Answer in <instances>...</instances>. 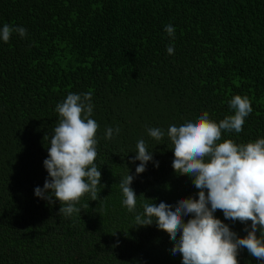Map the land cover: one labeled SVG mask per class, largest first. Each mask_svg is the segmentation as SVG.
Masks as SVG:
<instances>
[{
  "label": "trees",
  "instance_id": "obj_1",
  "mask_svg": "<svg viewBox=\"0 0 264 264\" xmlns=\"http://www.w3.org/2000/svg\"><path fill=\"white\" fill-rule=\"evenodd\" d=\"M5 24L27 31L0 40V264H182L169 235L155 222L135 226V216L145 199L175 206L197 198L191 178L172 168L170 125L205 111L218 123L240 95L253 111L220 142L264 138V0H0ZM88 92L103 186L97 200L85 194L80 213L65 216L34 189L49 178L44 137L59 122L56 105ZM109 127L120 132L106 139ZM149 128L165 135L157 141ZM141 139L153 159L136 174L140 161H130ZM128 172L132 212L119 187ZM214 215L239 237L251 225ZM237 259L264 264L246 248Z\"/></svg>",
  "mask_w": 264,
  "mask_h": 264
},
{
  "label": "clouds",
  "instance_id": "obj_2",
  "mask_svg": "<svg viewBox=\"0 0 264 264\" xmlns=\"http://www.w3.org/2000/svg\"><path fill=\"white\" fill-rule=\"evenodd\" d=\"M165 32L174 36L172 25ZM26 29L3 25L0 40L7 43L13 32L21 37ZM174 54V46L167 47ZM92 93L83 95L69 93L56 105L60 119L48 140V156L43 166L48 173L43 188L36 187L34 195L60 203L59 214L71 216L80 213L75 205L85 194L91 200L98 199L101 190V172L95 161L97 157V122L90 118L93 105ZM233 115H226L218 123L205 111L197 118L186 120L180 126L170 125L167 136L173 144L172 168L177 174L187 175L198 192L197 198H180L175 206L165 202L148 203L135 216V226H150L166 232L174 242L172 254H180L182 264H239L241 248L257 260L264 261V138L254 142L237 144L232 139L221 141L222 131L240 133L245 118L253 111L247 96L235 95L229 101ZM120 128L106 129L105 138H112ZM148 135L159 141L165 133L159 128H149ZM136 155L130 162L140 161L136 174L143 173L152 161V152L143 139L136 145ZM158 166V162H156ZM134 177L127 173L119 187L123 204L128 211L136 208L137 195L130 187ZM143 195V194H142ZM220 210L225 219L247 225V233L239 237L229 226L216 218ZM184 217H190L185 221ZM259 232V235H257ZM179 236V238H177Z\"/></svg>",
  "mask_w": 264,
  "mask_h": 264
}]
</instances>
